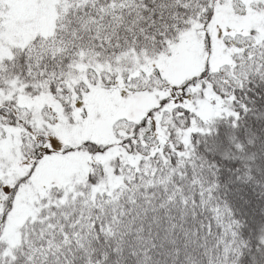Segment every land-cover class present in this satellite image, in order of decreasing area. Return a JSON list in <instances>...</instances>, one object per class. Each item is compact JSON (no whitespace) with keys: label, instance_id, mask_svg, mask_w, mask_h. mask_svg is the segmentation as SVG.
Listing matches in <instances>:
<instances>
[{"label":"snow or ice","instance_id":"6c2138e0","mask_svg":"<svg viewBox=\"0 0 264 264\" xmlns=\"http://www.w3.org/2000/svg\"><path fill=\"white\" fill-rule=\"evenodd\" d=\"M0 264H264V0H0Z\"/></svg>","mask_w":264,"mask_h":264}]
</instances>
